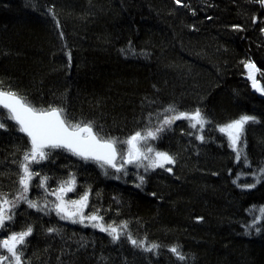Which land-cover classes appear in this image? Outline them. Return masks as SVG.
<instances>
[{
  "label": "trees",
  "instance_id": "obj_1",
  "mask_svg": "<svg viewBox=\"0 0 264 264\" xmlns=\"http://www.w3.org/2000/svg\"><path fill=\"white\" fill-rule=\"evenodd\" d=\"M182 3L187 6L174 0H0L5 90L38 108H64L73 123L92 121L101 136L120 141L158 126L169 105L183 112L200 108L210 121L198 131L199 125L178 120L154 140L157 150L174 155L175 164L165 166L171 173L130 167L125 175L52 150L49 160L32 166L49 177L48 190L74 175L70 196L90 190L86 211L99 210L106 224L127 221V228L113 242L99 229L61 220L47 206L36 211L22 202L6 232L33 227L25 264H264V218L256 225L261 231L248 227L264 207V179L256 183L252 175L264 168V97L243 66L252 61L264 71V7L254 0ZM245 114L259 122L245 126L240 146L247 162H238L219 126ZM6 115L0 108V120ZM7 123L0 129V192L12 199L30 143ZM141 175L145 182L137 187ZM44 193L33 186L28 198L42 205ZM128 234L160 248L143 251Z\"/></svg>",
  "mask_w": 264,
  "mask_h": 264
},
{
  "label": "snow or ice",
  "instance_id": "obj_2",
  "mask_svg": "<svg viewBox=\"0 0 264 264\" xmlns=\"http://www.w3.org/2000/svg\"><path fill=\"white\" fill-rule=\"evenodd\" d=\"M174 2L177 5L187 6L183 5L182 0H174ZM254 2L264 7V0H254ZM49 11L51 12V9ZM253 22H256L255 17ZM56 24L59 26V21H56ZM232 27L236 30L241 29L240 25H233ZM61 35L63 34L61 33ZM243 66L247 70V78L251 81L252 88L264 96V85L261 84V79H264V71L252 61L244 62ZM257 74L260 76L259 79ZM0 108L5 110L7 114L5 120H0V129L7 130V121H12L17 130L28 137L30 143L29 149L24 152L23 160L19 163L18 193L9 199L7 193L0 192V230L6 229L15 220L16 210L22 202L27 204L28 208L44 211V207L38 201L28 198V193L33 186L43 188L45 191L48 190L47 181L49 177L41 176L39 172L33 171L32 166L49 160L52 150L65 149L85 161H95L102 168L108 166L115 169L116 172H123L125 175L127 174V165H134L137 168L143 167L145 171L160 168L171 173L172 168L165 166L175 164V158L168 152L156 150L149 141L159 139L160 134L170 129L178 120H187L188 126L192 129H197L199 125L198 131L210 123L200 108H196L192 112H183L178 111L174 105H169L164 109L166 114L163 115L158 126L136 131L126 140L120 141L114 137L101 136L96 130L97 126L92 121L73 123L68 118L64 108L51 105L47 108H38L28 102L26 97H22L11 90H5L2 84H0ZM258 122L256 116L245 114L219 126V131L227 135L229 147L235 152L238 162L241 161L242 157L247 162V157L240 147L243 142L245 126ZM191 134L189 133V135ZM196 138L200 141L205 139L202 134L197 135ZM121 145H126V149H121ZM144 161L148 163L144 164ZM259 173V175L252 173L256 177V183H260L264 179V168L259 169ZM37 177H39V183L33 185V180ZM138 179L140 184L136 186L140 187L145 182V177L141 175ZM242 187L254 188L256 184H245ZM74 191H76V178L74 175H70L67 180L61 181L59 186L52 190L51 194L56 197V200L53 202L50 211H55L61 220H69L85 227L91 226L107 233L113 242L118 241L124 235L127 221H123L119 225L114 222L106 224L104 217L99 214V210H94L91 214L86 215L84 209L88 207L90 190L85 191L76 200H66L65 196ZM259 211L261 216L254 218L252 224L248 226L254 227L257 232L261 231V227H264V225L256 226L258 220L264 218V207H261ZM197 219L202 220L203 218L198 217ZM57 231L56 228L47 229L49 234ZM32 235L33 227L29 225L24 230L12 231L0 239V264H25L23 250L27 245V238ZM127 238L134 247L141 248L146 252L155 253L160 248L158 244H146L144 240L133 239L130 234ZM169 251L180 261L186 259L179 246H172Z\"/></svg>",
  "mask_w": 264,
  "mask_h": 264
},
{
  "label": "rangeland",
  "instance_id": "obj_3",
  "mask_svg": "<svg viewBox=\"0 0 264 264\" xmlns=\"http://www.w3.org/2000/svg\"><path fill=\"white\" fill-rule=\"evenodd\" d=\"M251 82V81H250ZM252 86V85H251ZM225 134V133H224ZM226 135V134H225ZM226 137H227V135H226ZM149 143L155 148V144H154V141H149ZM126 145H125V147H124V149H126ZM241 147V146H240ZM156 149V148H155ZM157 150V149H156ZM170 155H172V156H174L173 154H170ZM148 162L147 161H144V164H147ZM130 167H135L134 165H127L126 166V170L128 169V168H130ZM144 169V168H143ZM56 188H52V189H50V190H47V191H45V196H44V199L42 200V202H41V206L42 207H44V206H47L48 207V209H51L52 207H53V202L56 200V197L55 196H53L52 194H51V192H52V190H55ZM71 193L72 192H69L66 196H65V199L66 200H69V199H71V200H76V199H78L79 197H72V196H70L71 195ZM54 213H55V211H53ZM84 212H85V214L86 215H88V214H91L90 212H88V211H86V209H84ZM6 230L7 229H4V230H0V239H2V238H4L8 233L6 232Z\"/></svg>",
  "mask_w": 264,
  "mask_h": 264
},
{
  "label": "water",
  "instance_id": "obj_4",
  "mask_svg": "<svg viewBox=\"0 0 264 264\" xmlns=\"http://www.w3.org/2000/svg\"><path fill=\"white\" fill-rule=\"evenodd\" d=\"M259 93V92H258ZM260 94V93H259ZM261 95V94H260ZM262 96V95H261ZM264 97V96H262ZM24 134V133H23ZM25 135V134H24ZM26 136V135H25ZM27 137V136H26ZM28 138V137H27ZM29 140V139H28ZM69 152V151H68ZM71 153V152H70ZM76 156V155H75ZM78 157V156H77ZM80 158V157H79ZM92 161V160H91ZM115 170V169H114ZM116 171V170H115Z\"/></svg>",
  "mask_w": 264,
  "mask_h": 264
}]
</instances>
